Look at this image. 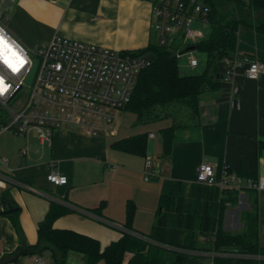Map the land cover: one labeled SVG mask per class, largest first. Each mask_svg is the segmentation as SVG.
Returning <instances> with one entry per match:
<instances>
[{"label": "crops", "instance_id": "1", "mask_svg": "<svg viewBox=\"0 0 264 264\" xmlns=\"http://www.w3.org/2000/svg\"><path fill=\"white\" fill-rule=\"evenodd\" d=\"M0 9L8 31L22 41H49L59 33L121 51L143 49L155 42L149 0H0ZM194 25L206 36L209 23L196 20ZM236 53L242 64L235 67L229 79V64L225 60L218 64L222 87L202 94L200 112L191 121L178 122L174 114L139 119L135 112L123 108L111 130L97 135L81 128L63 127L53 131L49 143L41 141L35 130L23 135L0 131V258L15 254L23 242L38 241V226L53 202L69 208L55 218V228L89 235L105 248L127 230L130 202L136 208L133 231L150 232L165 178L197 182V168L203 162L214 165L217 180L223 177L225 168L238 170L243 164L264 175V152L257 157L256 142L264 139V72L257 78H250L245 72L249 61L264 62V34L241 26ZM188 65L192 67L189 61ZM126 112L133 114L131 129H122ZM172 123H176L173 148L165 156L161 128ZM144 133L148 135L146 154L113 145ZM23 149L25 154L21 155ZM146 155H151L161 167L160 177L146 179ZM51 172L67 176V182H51ZM257 193L260 229L264 189ZM5 195L16 203L17 211L12 215L18 217L22 236L11 212L2 213ZM239 199V204L251 208L249 190L241 191ZM100 205L101 212L95 211ZM224 225L230 231L225 221ZM37 258L50 264L51 250L42 255L20 254L15 262L35 264ZM66 264H82L81 254L71 251Z\"/></svg>", "mask_w": 264, "mask_h": 264}, {"label": "trees", "instance_id": "2", "mask_svg": "<svg viewBox=\"0 0 264 264\" xmlns=\"http://www.w3.org/2000/svg\"><path fill=\"white\" fill-rule=\"evenodd\" d=\"M202 1L209 6L208 23L211 32L193 44L206 54L203 72H182L178 65L179 49L176 46L153 42L143 49L125 50L134 54L146 53L151 58L150 65L140 72L131 99L124 107L135 112L139 119L150 115L148 111L156 106L174 101H180L194 113H199L202 94L222 87L223 77L218 64L227 57L240 58L236 53L239 28L247 26L264 34V0ZM224 2L228 7L224 8ZM2 124L3 119L0 118V127ZM175 129L176 123L161 128L165 156L172 151ZM256 142L259 158L264 152V139L259 138ZM113 145L126 151L146 154L148 135L144 133L123 138ZM228 172L245 178L258 177L245 164L238 170L228 167ZM248 190L252 206L243 213V229L231 232L226 230L224 219L226 210L238 204L239 190L165 178L150 232L133 231L136 208L130 202L125 223L127 230L105 248L101 247L99 240L89 235L71 229L55 228V218L69 211V208L53 202L46 218L38 226V241L19 246L15 253L23 249L24 255H42L45 250H51L50 264H66L71 251L81 254L82 264H97L100 261L105 264H203L200 257L189 254L187 250L211 247L238 246L243 250L264 253V247L259 241L258 193L256 189ZM7 199L16 206L8 195L4 196L3 202ZM102 206L95 211L101 212ZM14 212L10 214L22 236L18 217L12 215ZM201 234L215 235V240L202 242L199 239ZM216 264H264V260L218 257Z\"/></svg>", "mask_w": 264, "mask_h": 264}, {"label": "built area", "instance_id": "3", "mask_svg": "<svg viewBox=\"0 0 264 264\" xmlns=\"http://www.w3.org/2000/svg\"><path fill=\"white\" fill-rule=\"evenodd\" d=\"M149 1L159 43L167 44L174 39L173 35H177L187 46L205 37L204 32L194 25L196 20L208 23L209 6L202 0ZM2 16L0 9V37L6 42L0 48L8 61L0 60V80L3 81L0 84V105L8 112V117L0 130H12L22 135L35 130L41 141L49 143L53 131L63 127L81 128L92 135L110 131L118 120L119 111L130 101L140 72L150 65V56L82 42L59 33L49 41L38 42L36 49L29 50L8 31ZM35 60V73L28 83L26 80ZM188 61L192 67L199 64L194 54ZM225 61L231 67L226 75L229 79L242 60L235 56L227 57ZM245 72L250 78L259 77L264 72V62L249 61ZM28 87L27 97L16 109L10 107L9 103ZM161 175V167L151 155H146V179ZM48 179L56 184L68 180L67 176L57 172H51ZM196 181L217 185L220 189H236L240 193L248 189H264V175H258L256 179L245 178L229 173L225 168L223 177L217 180L215 167L208 162L198 165ZM199 239L212 242L215 235L201 234ZM187 252L200 257L203 264H216L218 257L264 260L263 252L243 250L238 246L190 249ZM35 264H45V261L37 258Z\"/></svg>", "mask_w": 264, "mask_h": 264}, {"label": "rangeland", "instance_id": "4", "mask_svg": "<svg viewBox=\"0 0 264 264\" xmlns=\"http://www.w3.org/2000/svg\"><path fill=\"white\" fill-rule=\"evenodd\" d=\"M226 7H228V4L224 2V8H226ZM5 16L8 18L9 14H6ZM5 26L8 29L6 24H5ZM210 29H211V27L209 25H207L206 32H205L206 36L208 35V32L210 31ZM154 34H155L154 35L155 36V43H159V41H160L159 40V34H158V31L156 29L154 30ZM173 37H174V39L172 41L169 40L167 45L176 46L179 49L178 51L180 52L181 50H183L186 47V45L182 44V42L177 37V35H173ZM18 40L23 44V46L26 49H29V50L36 49L38 42H41L39 39H36V40L34 39L33 41H22L20 39H18ZM193 54L199 59V65L196 68H192L188 65L189 56L193 55ZM178 65H179V68L181 69V71L186 73V74L201 73L204 71V69L206 67V54L197 48H195L191 51H188V52L178 54ZM29 90H30V88L28 87V88L20 91L19 94L17 95L16 99L9 103V106L16 109L17 105L20 104L27 97V95H28L27 92ZM210 91H213V90H207L206 92H210ZM148 113L151 116L155 115V114H158L160 116L166 115V114H171V115L174 114L175 117L178 119V122L191 121L192 119H194L196 117L195 115L197 114V113H194L186 104H184L180 101H174V102L166 104V105H158L153 110L148 111ZM132 115L133 114L131 112L124 113L123 121H122V129L123 128L131 129L132 128L130 126V121H131L130 119L133 117ZM7 117H8V112L5 110V108L2 105H0V118L3 119V124L6 122ZM133 130H136V128H134ZM0 131H2V130H0ZM8 131H12V130H8ZM120 134H122V133H120ZM246 210L247 209L245 207V204L244 203L239 204V201H238L237 207H235V205L230 206L229 211L226 210L227 213H226L225 219H224L227 229H230L231 232H238L241 229H243V213ZM240 213H241V216H240ZM260 222H261V224H260V229H259V241H260V245L262 247H264V220L262 221V219H261ZM101 263L103 264L104 262L101 261Z\"/></svg>", "mask_w": 264, "mask_h": 264}, {"label": "water", "instance_id": "5", "mask_svg": "<svg viewBox=\"0 0 264 264\" xmlns=\"http://www.w3.org/2000/svg\"><path fill=\"white\" fill-rule=\"evenodd\" d=\"M195 48H196V46L194 44L187 45L183 50H181L179 52V54L191 51ZM36 66H37V61L35 60L34 66H33L32 70H31V72L28 75L27 80H26L28 83H31V81L33 79V75L35 73ZM3 206H4V210L2 211V213H9V212H13V211L17 210V207L15 205H13V203L8 199L3 202ZM25 243L26 242H23V244H25ZM22 253H23V249H20L17 253H15L13 255H4L3 257L0 258V264H6L8 262L15 261L19 257V255Z\"/></svg>", "mask_w": 264, "mask_h": 264}, {"label": "snow or ice", "instance_id": "6", "mask_svg": "<svg viewBox=\"0 0 264 264\" xmlns=\"http://www.w3.org/2000/svg\"><path fill=\"white\" fill-rule=\"evenodd\" d=\"M6 42L3 40V37H0V45L5 44ZM0 60H3L4 63H8V61L4 58V51L3 48H0ZM9 66L11 67V65L9 64ZM3 81L0 80V84H2Z\"/></svg>", "mask_w": 264, "mask_h": 264}]
</instances>
